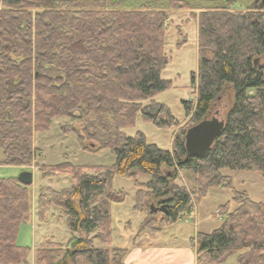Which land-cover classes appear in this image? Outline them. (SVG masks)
Here are the masks:
<instances>
[{
	"label": "trees",
	"instance_id": "obj_1",
	"mask_svg": "<svg viewBox=\"0 0 264 264\" xmlns=\"http://www.w3.org/2000/svg\"><path fill=\"white\" fill-rule=\"evenodd\" d=\"M207 1L215 5L167 0L124 9V0H0V165L32 164L42 178L70 180L67 188L37 190L38 219L45 221L54 206L71 235L65 242H41L34 264H122L127 248L112 246L110 206L123 202L125 192L112 188L115 175L135 180V212L161 213L159 226L147 217L141 225L157 231L194 213L208 190H232V204L217 209L220 225L189 239L196 264L229 258L264 264V202L236 190L222 174L229 169L264 177V0L245 10H234V0ZM167 9L189 10L197 24V70L190 74L195 96L182 101L189 126L174 135L169 150L148 143L141 132L122 131L134 126L137 114L159 129L180 124L154 100L172 86L161 76L169 62ZM226 85L233 102L222 133L205 154L182 162L186 129L208 117ZM59 117L65 118L62 134H73L84 151L109 150L114 163H42L36 135ZM179 170L191 174L190 188L174 182ZM139 174L149 180L138 182ZM29 186L16 177L0 179V264H30L31 248L16 243L20 225L31 218ZM161 203L166 212L151 210Z\"/></svg>",
	"mask_w": 264,
	"mask_h": 264
},
{
	"label": "rangeland",
	"instance_id": "obj_2",
	"mask_svg": "<svg viewBox=\"0 0 264 264\" xmlns=\"http://www.w3.org/2000/svg\"><path fill=\"white\" fill-rule=\"evenodd\" d=\"M154 1L157 6L165 4L167 0H124V9L136 8L144 2ZM192 4L200 7H212L215 3L207 0H190ZM253 0H234L232 8L234 10H245ZM222 3V1H219ZM168 12L167 31L165 37L164 50L169 57V62L161 72V76L170 79L172 86L157 93L154 100L165 105L172 116L180 122L176 129H159L152 123L144 121L140 114L136 115L135 124L132 127L122 129V131L132 136L136 132H141L148 143L157 145L162 149H171L173 137L186 128L188 118H184L182 101L193 100L194 93L190 84L191 72L197 70V24L196 20L189 14V10H166ZM192 12L198 14L199 10ZM177 27L181 28L185 35L179 37ZM186 41L177 48L176 44L181 38ZM233 91L229 86L222 88L221 94L217 98V104L211 109V115H217L219 119L224 118V114L232 106ZM65 123V118L59 117L52 121L45 132L36 135V145L40 149L39 160L44 164H55L63 161H70L73 164L95 166H109L114 163V156L109 150L84 151L77 145L73 134H62L59 129L60 124ZM189 126V125H187ZM22 170L32 171V183L29 186L31 197V218L28 222L22 223L19 228L16 243L31 248L28 261L34 264V249L44 240L52 239L55 242H65L71 235L66 224V218L54 206H50L46 220L38 219L35 202L36 193L40 186H50L53 189H63L70 185L69 178L57 176L51 179L42 178L38 170L31 164L26 167L2 166L0 165V179L16 177ZM165 171H169L164 169ZM222 174L231 177L232 186L239 191H245L250 199L264 202V177L255 171L229 170L223 169ZM138 182H146L149 176L139 174L136 178ZM178 185L190 188L193 184L191 174L184 170L178 171V176L174 179ZM112 188L125 192L123 202L113 203L110 206L112 219V246L130 245L132 241L136 245H172L173 247L189 246L194 248L189 242V238L195 237L197 232H210L216 229L222 220V216L217 214V209L229 202L231 203L232 190L210 189L206 196L196 205V213L181 216L176 222L162 227L159 231L144 228L142 222L146 213L135 212L133 206L137 187L134 179L123 178L115 175L112 179ZM195 214V216H194ZM161 213H156L155 227L159 226ZM129 226L128 227V224ZM95 245H100L94 239ZM122 261V260H121ZM233 258H229L222 264H232ZM114 264V263H110Z\"/></svg>",
	"mask_w": 264,
	"mask_h": 264
},
{
	"label": "water",
	"instance_id": "obj_3",
	"mask_svg": "<svg viewBox=\"0 0 264 264\" xmlns=\"http://www.w3.org/2000/svg\"><path fill=\"white\" fill-rule=\"evenodd\" d=\"M210 113L208 117L186 129L183 136L186 154L182 162L205 154L222 133L224 119H219L217 115H211ZM17 180L22 185H30L32 183V171L22 170L18 174ZM151 209L154 212H166L165 204H161L157 208L151 207Z\"/></svg>",
	"mask_w": 264,
	"mask_h": 264
},
{
	"label": "crops",
	"instance_id": "obj_4",
	"mask_svg": "<svg viewBox=\"0 0 264 264\" xmlns=\"http://www.w3.org/2000/svg\"><path fill=\"white\" fill-rule=\"evenodd\" d=\"M127 225L130 227L129 223ZM192 246L194 248L182 245L173 247L164 244L136 245L132 241L130 245H124L127 251L121 262L122 264H196V250L195 246ZM119 247L123 246L119 245Z\"/></svg>",
	"mask_w": 264,
	"mask_h": 264
},
{
	"label": "bare ground",
	"instance_id": "obj_5",
	"mask_svg": "<svg viewBox=\"0 0 264 264\" xmlns=\"http://www.w3.org/2000/svg\"><path fill=\"white\" fill-rule=\"evenodd\" d=\"M162 204V203H161ZM152 207V206H151ZM152 208H154V207H152ZM152 210V209H151Z\"/></svg>",
	"mask_w": 264,
	"mask_h": 264
}]
</instances>
